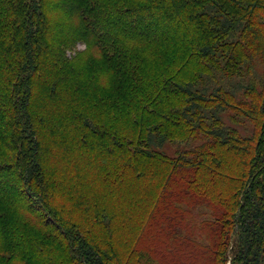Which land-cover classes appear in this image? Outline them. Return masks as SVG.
I'll return each instance as SVG.
<instances>
[{
	"label": "trees",
	"instance_id": "1",
	"mask_svg": "<svg viewBox=\"0 0 264 264\" xmlns=\"http://www.w3.org/2000/svg\"><path fill=\"white\" fill-rule=\"evenodd\" d=\"M217 7L227 21L247 18L252 36L264 43V0H0V175L14 167L25 181L36 179L40 123L48 121L47 130L58 135L66 129L56 126V115H72L87 128L85 106L97 103L90 94L101 90L106 72L116 74L119 108L134 125V139L168 122L169 100L199 104L193 79L181 70L190 60H206L229 28ZM120 145L126 146L123 138ZM258 146L240 213L215 214L217 241L203 247L217 264L227 262L225 254L229 264H264V196H254L256 176L264 177L263 138ZM134 151L150 154L137 145ZM119 215L0 214V264H65L56 255L43 258L54 250L44 234L48 225L77 241L84 263L149 264L147 255L135 262V249L123 252L114 240ZM136 215L146 222L153 216ZM234 227L237 238L229 244ZM74 255L70 260L79 264Z\"/></svg>",
	"mask_w": 264,
	"mask_h": 264
},
{
	"label": "rangeland",
	"instance_id": "2",
	"mask_svg": "<svg viewBox=\"0 0 264 264\" xmlns=\"http://www.w3.org/2000/svg\"><path fill=\"white\" fill-rule=\"evenodd\" d=\"M215 12L229 24L220 7ZM227 28L214 40L206 60L182 66L201 102L169 100L168 122L155 125L141 140L134 139V125L122 115L116 74L111 72L104 74L101 90L90 94L97 103L85 106L81 123L87 128L72 115L66 119L58 114L56 126L67 132L54 135L47 130L48 121H42L36 155L41 172L25 181L18 169L3 170L0 214H120L114 240L123 252L135 249V262L148 258L149 264H217L203 248L217 241L215 214L240 213L246 198L241 193L257 168L254 151L264 139V43L252 36L245 17ZM43 106L40 97L36 108ZM136 145L150 154L135 152ZM254 191L255 197L264 196L262 175L256 176ZM134 214L153 216L146 222ZM44 234L54 250L43 258L52 254L74 264V251L79 264H89L80 258L82 251L72 237L51 225ZM235 234L234 227L229 244ZM218 242L225 247V238ZM224 258L229 264L231 258Z\"/></svg>",
	"mask_w": 264,
	"mask_h": 264
}]
</instances>
